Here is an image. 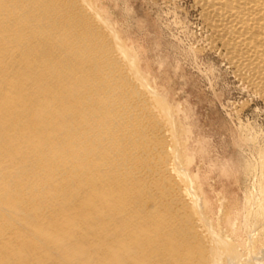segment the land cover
Masks as SVG:
<instances>
[{"label":"bare ground","instance_id":"obj_1","mask_svg":"<svg viewBox=\"0 0 264 264\" xmlns=\"http://www.w3.org/2000/svg\"><path fill=\"white\" fill-rule=\"evenodd\" d=\"M194 2L264 98V0ZM112 32L88 0H0V264H264L211 228Z\"/></svg>","mask_w":264,"mask_h":264},{"label":"rangeland","instance_id":"obj_2","mask_svg":"<svg viewBox=\"0 0 264 264\" xmlns=\"http://www.w3.org/2000/svg\"><path fill=\"white\" fill-rule=\"evenodd\" d=\"M88 1L170 109L211 228L243 253L263 251L264 98L209 46L194 0Z\"/></svg>","mask_w":264,"mask_h":264}]
</instances>
